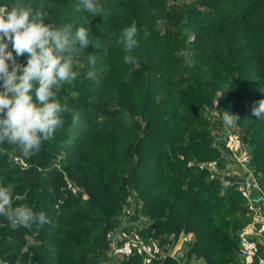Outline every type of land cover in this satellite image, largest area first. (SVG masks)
<instances>
[{"label": "trees", "instance_id": "1", "mask_svg": "<svg viewBox=\"0 0 264 264\" xmlns=\"http://www.w3.org/2000/svg\"><path fill=\"white\" fill-rule=\"evenodd\" d=\"M99 2L102 16L76 12L78 0H0L42 11L46 24L88 26L92 39L74 64L76 80L57 92L69 111L54 137L31 157L0 145V184L13 186V207L26 205L49 221L24 228L0 217V262L32 264L40 252L46 264L109 262L106 233L132 198L141 206L133 217L147 221L136 230L145 242L163 246L192 234L188 259L235 264L249 212L236 184L222 189L199 169L222 167L224 159L202 111L239 117L233 132L264 185V115H252L264 99V0ZM133 22L138 46L127 53L116 41ZM126 55L135 62L125 63ZM17 60L26 63V55ZM16 232L25 236L19 248ZM118 264L176 262L134 256Z\"/></svg>", "mask_w": 264, "mask_h": 264}, {"label": "clouds", "instance_id": "2", "mask_svg": "<svg viewBox=\"0 0 264 264\" xmlns=\"http://www.w3.org/2000/svg\"><path fill=\"white\" fill-rule=\"evenodd\" d=\"M75 11L102 16L104 7L99 0H78ZM45 19L42 11L20 3L11 9L0 6V145L13 146L24 157L38 152L42 141L51 140L62 126V114L69 108L60 102L57 92L76 80L77 57L92 44L88 26L81 25L74 30L71 23L57 26L44 23ZM89 21L85 19L84 24L88 25ZM136 36L137 27L133 22L116 42L130 53L138 46ZM25 55L26 63H19L17 58ZM124 62L134 63L135 59L126 55ZM252 115L255 118L264 115V99L255 102ZM238 119L229 111L222 114L228 126ZM77 120L73 116V122ZM222 126L217 129L221 131ZM3 152L0 148V153ZM12 193L11 184L7 187L0 184V217L14 227L30 228L49 222L43 212L36 213L26 205L13 207Z\"/></svg>", "mask_w": 264, "mask_h": 264}, {"label": "built area", "instance_id": "3", "mask_svg": "<svg viewBox=\"0 0 264 264\" xmlns=\"http://www.w3.org/2000/svg\"><path fill=\"white\" fill-rule=\"evenodd\" d=\"M217 142L223 144L221 150L226 156L233 155L238 168L243 166L247 169L242 172V180L239 181L235 176H227L225 179L227 183L224 184L230 186L237 182V190L246 201L250 217L249 222L237 234L235 264H264V185L253 172L250 156L237 133L228 131L223 139L218 138ZM205 166L207 164H200L199 168L203 169ZM105 239L107 255L118 262L138 256L144 263H149L153 259L162 258L169 247L168 244L161 246L154 240L145 242L138 232L129 228L122 219H119L115 227L106 233Z\"/></svg>", "mask_w": 264, "mask_h": 264}, {"label": "rangeland", "instance_id": "4", "mask_svg": "<svg viewBox=\"0 0 264 264\" xmlns=\"http://www.w3.org/2000/svg\"><path fill=\"white\" fill-rule=\"evenodd\" d=\"M177 1H184V2L188 3L190 0H177ZM202 115L207 116V118L211 116V118L213 120V123H212L213 129L211 130V134L215 135L216 140L218 138H220L222 140L224 137V134H226V132H228V131L233 132V129L235 130L234 126L226 125L224 123V121L222 120V117H219L215 111H211L209 115H207V112L202 111ZM217 122L220 123V125L221 124L223 125V127L221 129V136L220 137L217 136L218 134H216V133H218V129L215 128L218 125ZM217 145H219V144H217ZM220 146H221L220 149H222L223 144L221 143ZM244 149H245V151H247V153H248V151H250V150H246L247 149L246 145L244 146ZM221 152L224 156L222 167H219L215 163H208L207 166H205L203 169H205L209 172L208 177H210V178H211V176L216 177V179L219 182V185L222 186V189H225L227 187V185L224 186V184L227 183V181L225 180L227 176H231V177L235 176L240 181L243 179L242 178V174H243L242 172L247 171V169H245L243 166L241 168H238L235 165V164H237L235 161L236 159L233 157L232 154H230L229 156H226V154L223 150H221ZM199 169H201V168H199ZM261 183L263 184V182H261ZM235 184H236V186H238L237 182ZM133 205H134V207H133ZM122 208L123 209H122L121 215L118 216L117 218L124 220L125 223L128 224L129 228H131L133 230H137L139 228L141 230L143 227H145L147 225V221L144 219V217H138L137 219H135L133 217L136 214H138V210L141 208L139 201L136 202L132 198H128L125 201V203L123 204ZM135 223H136V225L134 227H130V224H135ZM137 223H139V224H137ZM24 239H25V236L23 237V240ZM170 239H171V242L166 243L169 246L168 250L166 251V254L163 255L162 258L173 259L174 262H176V264H205L204 261L201 259H196V258H192V257L188 259V257H187L188 245L194 243V241H195L194 236L192 234L180 233L177 236V238L174 239L171 236ZM154 241H156V240H154ZM37 254H40V256H41L40 260L43 261L42 264H46L42 253L40 252ZM37 254H35L33 256V258ZM108 258L111 259L109 256H108ZM102 264H118V261H114L113 259H111V261L103 262Z\"/></svg>", "mask_w": 264, "mask_h": 264}, {"label": "crops", "instance_id": "5", "mask_svg": "<svg viewBox=\"0 0 264 264\" xmlns=\"http://www.w3.org/2000/svg\"><path fill=\"white\" fill-rule=\"evenodd\" d=\"M16 237L14 238V240L16 241V242H14V244H15V247L16 248H19L21 245H22V243H23V236H19V232H16ZM9 236L11 237V235L9 234ZM1 238V246H0V249L4 252L5 251V236H2V237H0ZM41 259V256H40V254H37L34 258H33V260H32V264H42L43 263V261L42 260H40Z\"/></svg>", "mask_w": 264, "mask_h": 264}]
</instances>
